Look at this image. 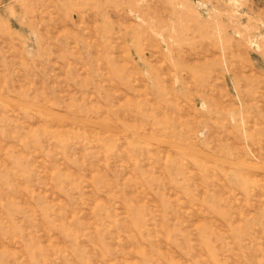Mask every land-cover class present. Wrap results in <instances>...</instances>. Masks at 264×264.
Segmentation results:
<instances>
[{
  "label": "rangeland",
  "instance_id": "rangeland-1",
  "mask_svg": "<svg viewBox=\"0 0 264 264\" xmlns=\"http://www.w3.org/2000/svg\"><path fill=\"white\" fill-rule=\"evenodd\" d=\"M0 264H264V0H0Z\"/></svg>",
  "mask_w": 264,
  "mask_h": 264
}]
</instances>
